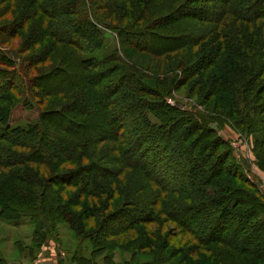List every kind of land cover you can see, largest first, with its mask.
<instances>
[{"label":"trees","instance_id":"1","mask_svg":"<svg viewBox=\"0 0 264 264\" xmlns=\"http://www.w3.org/2000/svg\"><path fill=\"white\" fill-rule=\"evenodd\" d=\"M204 1L175 0L169 5L171 10L157 20L167 19V26H176L178 20L171 18L181 11L175 19L190 15L194 22L201 21L203 17L185 12L190 6L196 11ZM242 1L224 0L220 10L244 19L245 32L214 30V51L204 59L191 55L181 62L180 56H174L167 64L181 69L179 84L199 97L205 89L216 87L214 110L219 117L206 114L203 118L172 106L167 103L169 91L161 90L156 80L121 70L118 60L124 54L130 57L129 46L147 60L148 53L141 48L148 36L146 25L123 33L130 24H112L96 5L88 11L85 0H33L23 4L29 8L23 18L15 16L7 25L0 24V33L7 27L19 32L32 18L30 8L45 5L43 14L49 23L63 31L55 39L63 46L56 61L69 51L80 67L67 82L64 68L57 63L32 86L31 65H22V53L9 47L21 67L0 55V79L9 87L22 81L28 93L38 96L39 91H46L45 80L60 77L59 93H65L62 102L47 108L28 102L38 117L13 125L15 94L3 87L0 96L9 104H0V219L14 225L35 224L33 242L38 249L52 237L59 239L58 225L66 223L79 242H90V256L75 253L77 264H98L100 256L105 264H115L112 254L120 249L132 253L123 264H264V191L219 134L227 121L225 115L231 116V124L251 136L258 166L264 171V13L258 8L264 0H252L250 8ZM8 10H0V18ZM108 26L117 32L122 51L115 47L104 57L98 56L107 41ZM185 35L180 32L171 37L182 41ZM193 37L177 41L182 44L172 50L188 41L194 44ZM198 39L208 36L200 33ZM31 41H26L28 49L35 45ZM0 43L5 45L8 39L0 37ZM99 83L103 97L107 96L100 104L95 101L90 106L94 90L67 99V87L85 84L94 88ZM56 119L67 121L66 126L81 132V137L63 133L61 128L54 130L50 125L57 124ZM92 125L99 127L90 133ZM127 134L130 137L125 139ZM170 223L188 239L175 243L174 233L167 230ZM204 251L209 253L199 261L196 256Z\"/></svg>","mask_w":264,"mask_h":264},{"label":"rangeland","instance_id":"2","mask_svg":"<svg viewBox=\"0 0 264 264\" xmlns=\"http://www.w3.org/2000/svg\"><path fill=\"white\" fill-rule=\"evenodd\" d=\"M85 1L89 7L88 11L92 10V5H96V7L101 10V12L103 11L102 14L105 15L112 24H122L126 26L130 24L128 27H125L123 33H126L127 31L130 32L132 30L136 32L141 25H146L145 32H147V34L145 35L148 36H145L146 43L143 44L144 47H140L146 49L145 51L148 53L147 60H144V57H139L142 56V54L139 50H136L135 47H127L128 45H126L128 48L127 52H130L131 55L129 58H127L124 54L118 60L121 70L124 72L127 70L132 71L141 79L145 78L149 80L152 78V80H156L161 90L164 89L167 92L169 91L167 103L172 106L177 105V107L181 108L185 112H190L192 114L199 115L200 117L203 116V118L206 114H209V117H219V112L214 110V102L217 103V98L213 96V92L216 87L214 90H211L210 87L205 89V92L199 97V93L190 91L189 88L185 87L186 85L179 84L180 78H182L181 69L177 67V65H174L172 68L167 67V64L170 63V60L174 56H180L181 62H185L191 55L194 57V59H204L205 55L214 51V46L216 44L214 30L221 33H227L228 31H233L235 33L237 30L245 32L247 25L243 21L244 19L241 18L240 20L232 14H223L222 10H220V6L224 5V0H205L203 3H198L199 7L197 6L194 8L196 11H191V8L193 9L191 6L186 10V14L191 13L193 15V13H195L197 16L203 17V20L201 21L194 22L196 20L193 18H188L190 15L185 16L184 18L182 16L180 18L181 20L175 19L178 16H181L182 12L180 11L179 14H176L171 18L173 20H178V22H175V24L177 23L178 25L176 24V26L172 27L167 26V24H169L167 23V19L163 21L162 19L157 20V18L169 12L171 10L169 5L172 6L171 3L175 0H153L152 3L146 4L142 0ZM178 1L181 2L183 0ZM0 2H3L0 3V10H6L10 8V10H8V14L4 18H0V24H3L1 26L3 27L9 22L13 21L15 16L16 19L23 18L28 8L23 4L28 5V3L33 2V0H0ZM242 2L245 5H248L250 8L252 0H243ZM7 4H9L10 7ZM106 4L107 8L105 7ZM15 6H19L20 10H16V12H14L13 8ZM22 6L24 8H21ZM44 6L39 5L38 7L37 5L30 8L31 10H34V12L31 13L29 11L32 14V18L29 21L28 26L26 23L25 29L19 28L21 29L19 32H13V28L7 27L6 29L2 28L3 33H0V37L3 38V40L8 39V43H5V45L0 43V55L2 56V54H4V56L10 57L12 64L15 61L17 66L21 67V61L16 59L12 50H17L22 53L23 57L25 58V63L22 61V65L27 68L31 65L29 67L31 72H28L31 79L33 78L32 86L37 77L45 75L46 72L54 68L57 63L62 65L64 68L65 81L67 82L70 81V77H75L74 70H77L78 72L80 69L77 59L75 56H73V53H70L69 51L63 52V54H66L63 60L56 61V55H62V52L59 50H61L63 46H60V41L58 42V40L55 39L58 37V35H62L63 31L56 29L54 30V27H52L53 25L49 23L50 18L43 14ZM198 8L200 11H197ZM258 8L264 13V1ZM147 11H149V13H147ZM47 12L50 15L52 14L48 9ZM262 20L257 21L256 25L263 23ZM193 22L194 24H192ZM22 24L25 26L24 19ZM258 29L260 30V28ZM261 29L264 31V23L261 25ZM105 32V41H107L105 42L104 47L97 51L98 56L104 57L115 47L122 51L121 45L118 43L117 32L109 26L106 27ZM180 32H183L187 35L183 36L181 39L182 41H180L179 38L175 41L171 36L174 34H179ZM200 33L206 34L208 39H198L200 38ZM210 33L211 35H209ZM191 34L194 36L193 38H195L194 40L196 41L194 44H191L190 41H188L183 47L175 49L174 51L172 50V48L178 47L183 42H185V37L191 36ZM241 37L243 36L241 35ZM142 39L143 38H140L139 42H143ZM27 40L31 41V43L35 42L33 48L28 49L26 43ZM177 41L182 43H176ZM78 46L82 47V41L78 42ZM43 49H45V51ZM122 53L123 52H121L120 55H122ZM33 55L35 56L32 57ZM36 62L40 63L35 65ZM8 67H11V65H8ZM243 68L245 69V66ZM59 80L62 82L60 77L44 81V86H46L45 92L48 93L46 97L43 90L39 91L38 96L34 92L28 93L26 91V85L23 84L22 81H17V83H14V85L9 87L6 84L5 79H0V93L3 91L4 86H8L10 93H12L13 96L15 94V101L13 103L15 106L13 109L11 123L13 125H18L36 120L39 112L34 108H28V102L30 104L33 102L34 105L37 104L40 108L44 107V104L47 108L51 104H58L57 102H62V94L65 93H59ZM128 83H130V81ZM100 84L101 83L97 84L94 87L95 89L85 84H77L74 87H67V99L72 101L79 98V96L89 95L90 92L92 93V90H94L96 95L92 99L90 106L92 107L95 105V101L97 104H100L107 98V96L103 97L104 93L100 88ZM34 90H37V86H34ZM51 91H53V93H50ZM41 93H44L43 96ZM204 102L208 103L205 104ZM0 104L6 105L9 103L0 96ZM223 116L224 115L221 117ZM225 117L227 121L221 125V129L219 130L220 136L232 147L235 159L240 164H245V166L248 168L250 177L258 184L261 183L264 185V171L258 166L255 153L252 149L251 136H247L245 132L232 125L231 116H227L226 114ZM56 121L57 124L50 125L52 128H54V130L61 128L63 133L66 132L70 136L75 131L72 126H69L68 124L66 126L67 121L63 122L59 119H56ZM94 127L99 126L92 125V129H89L88 132L91 133V131L94 130ZM74 133L81 137V132L77 131ZM128 134L125 135V139L130 137ZM220 150L224 151L225 145L221 146ZM260 188L264 191V187L260 186ZM187 190L193 191L194 189L188 188ZM189 195L191 196L190 193ZM191 201L193 200H188V202ZM34 227L35 224L25 221L19 225H14L0 219V264H77L75 259V255L77 253L84 254L85 256H90L91 254L89 240L79 242L73 231L66 223H61L58 225L59 239L52 237L42 244L38 249L37 247H34L35 245L33 242ZM168 228L169 232L174 233L173 238L175 243L186 241L188 239L187 235L185 237H183V235H179V233L182 231L175 227L174 223H170L167 227V230ZM208 253L209 252L207 251H204V253H199L196 258H198L199 261H202ZM181 256V254L178 255V257L174 259L173 262H175V260H179ZM112 257L115 264H123L125 259L132 257V253L129 250L124 251L120 249L113 251ZM220 257L221 254L217 258L219 259ZM97 262L98 264H105L103 257L101 256L97 259Z\"/></svg>","mask_w":264,"mask_h":264},{"label":"water","instance_id":"3","mask_svg":"<svg viewBox=\"0 0 264 264\" xmlns=\"http://www.w3.org/2000/svg\"><path fill=\"white\" fill-rule=\"evenodd\" d=\"M212 127H213L214 129H217V126H216L215 124H212Z\"/></svg>","mask_w":264,"mask_h":264},{"label":"built area","instance_id":"4","mask_svg":"<svg viewBox=\"0 0 264 264\" xmlns=\"http://www.w3.org/2000/svg\"><path fill=\"white\" fill-rule=\"evenodd\" d=\"M259 184H260V186L264 187V185H263V184H261V183H259Z\"/></svg>","mask_w":264,"mask_h":264},{"label":"crops","instance_id":"5","mask_svg":"<svg viewBox=\"0 0 264 264\" xmlns=\"http://www.w3.org/2000/svg\"><path fill=\"white\" fill-rule=\"evenodd\" d=\"M44 262H46V261H44Z\"/></svg>","mask_w":264,"mask_h":264}]
</instances>
